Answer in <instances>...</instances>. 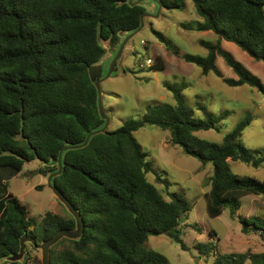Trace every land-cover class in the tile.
I'll list each match as a JSON object with an SVG mask.
<instances>
[{
    "label": "trees",
    "instance_id": "1",
    "mask_svg": "<svg viewBox=\"0 0 264 264\" xmlns=\"http://www.w3.org/2000/svg\"><path fill=\"white\" fill-rule=\"evenodd\" d=\"M152 2L167 9H183L186 0H0V167L20 171L25 162L39 160L46 175L58 170L57 157L63 146L61 172L52 178L84 223L77 239L62 237L48 250L50 264H175L162 253L144 246L149 235L165 234L187 249L180 236V216L188 209L180 192L166 200L147 179L152 162L133 132L150 124L168 130L170 142L203 165L212 163L206 212L215 217L228 208L240 207L244 195H264V181L239 176L229 161L253 167L264 164V149H251L241 141L250 124L248 115L225 133L221 143L198 137V130L220 131V117L204 110L196 118L179 86L167 84L175 105H148L140 117H130L116 130L87 134L103 127L98 92L89 67L106 52L102 41L117 47L120 32L129 34L140 26V16ZM201 20L184 28L212 31L216 42L200 40L205 55L184 53L183 57L215 72L229 85L249 84L264 92L261 79L221 45L234 42L248 55L264 62V0H192ZM168 44L160 31L153 29ZM176 52V51H175ZM220 55L237 74L225 77L216 65ZM153 59V58H152ZM151 69L164 68L156 56ZM161 180L160 174H156ZM245 233H258L264 240V220L258 216L238 218ZM74 232L72 214L46 211L38 222L28 209L7 192L0 180V264L19 252L20 239L36 243L58 230ZM213 230L209 235L212 238ZM210 242L196 245L199 253H210ZM264 264V251L213 256L210 264Z\"/></svg>",
    "mask_w": 264,
    "mask_h": 264
},
{
    "label": "rangeland",
    "instance_id": "2",
    "mask_svg": "<svg viewBox=\"0 0 264 264\" xmlns=\"http://www.w3.org/2000/svg\"><path fill=\"white\" fill-rule=\"evenodd\" d=\"M150 5H144L147 14L143 26L127 41L123 42L127 37L125 34L121 36L119 47L110 45L108 41L101 42L106 52L96 64L100 63L102 69L99 87L102 110L109 117L107 129L116 130L126 119L140 117L148 105H175L173 93L167 88V84H173L181 88L196 118H205L203 109L221 118L220 131L198 130L195 132L198 137L221 143L225 133L250 115L251 122L243 130L241 141L248 148L264 149V92L249 84L229 85L213 71L202 74L199 66L183 57L184 53L205 55L207 49L200 44V40L216 42L218 39L212 31H197L181 25L188 22L189 26H193L201 20L192 0H186L183 9L149 8ZM153 29L160 31L169 41L168 44L161 41ZM221 45L264 84L263 61L254 59L234 42L222 40ZM111 50H115L114 54L110 53ZM147 56L153 60L160 56L164 68L140 66ZM216 65L225 77H237L222 56H217ZM133 134L155 170L146 174L147 179L156 185L166 200L171 199V192H180L188 204L179 225L180 236L187 249H182L180 244L165 234L149 235L144 243L146 248L162 253L175 264H210L213 256L219 254L264 251L263 238L258 233L243 232L238 222L241 216H258L264 220V195H244L240 198L241 204L236 213L231 214L225 208L221 214L210 217L206 212L204 195L210 188L212 163L203 165L197 158L185 154L180 146L170 142L169 131L158 126L147 124ZM229 166L234 174L264 181V164L253 167L233 160L229 161ZM42 168L43 164L36 159L25 162L20 171L0 167V180L7 182V192L26 205L28 217L33 222H38L46 211L62 216L69 214L48 186V175L41 171ZM158 173L161 180L156 177ZM210 230L215 232L212 238ZM199 242L215 245H212L210 253L204 254L196 248ZM16 261L42 264L41 249L25 241L23 256ZM248 263L246 261L244 264Z\"/></svg>",
    "mask_w": 264,
    "mask_h": 264
},
{
    "label": "water",
    "instance_id": "3",
    "mask_svg": "<svg viewBox=\"0 0 264 264\" xmlns=\"http://www.w3.org/2000/svg\"><path fill=\"white\" fill-rule=\"evenodd\" d=\"M152 4H156L155 2H152ZM159 9H161V5L158 4ZM147 14V12L145 11L144 13L141 14L140 16V26L138 29H136L135 31L126 34L127 37L123 40V42L128 39L132 34L136 33L137 31H139V29L143 26V22H144V16ZM120 36L123 35V32L119 33ZM127 41V40H126ZM119 47V46H118ZM123 48V43L120 45V50ZM114 49V48H113ZM119 51H117L116 55H115V60L117 59L118 55H119ZM114 60V61H115ZM101 73H102V69H101V65L99 64H94L91 65L89 67V75L92 81H94V85L96 87V90L98 92V102H99V111L101 114V117L105 120V123L103 125L102 128L95 130V131H91L87 134L83 144L79 145V146H84L90 135L98 133V132H103L104 130H106L108 123H109V117L103 113L102 110V106H101V98H100V81H101ZM74 147H78V146H63L59 153H58V157H57V163H58V170L56 172H52L48 175V179H47V184L48 186L53 190V192L58 196V198L62 201V203L65 205V207L67 208L68 212L70 214H72V216L75 218L76 220V229L74 230V232H71L69 230H58L51 238H49L48 240L42 241L41 243H36L35 239H33L32 237L29 236H23L20 239V249L19 252L11 255L8 259L11 261H16L18 259H20L23 256V251H24V245H25V241H29L31 242L35 247H39L41 249V263L42 264H50L49 262V258H48V250L49 248L54 245L58 240H60L62 237H67V238H71V239H77L81 236L82 232H83V228H84V223L83 220L81 219L80 215L78 214V212L75 210V208L73 207V205L70 203V201L67 199V197L62 193V191L57 188L53 181L52 178L59 174L61 172V168H62V161H61V155H62V151L66 148H74ZM183 220V217L180 216L179 221L181 222Z\"/></svg>",
    "mask_w": 264,
    "mask_h": 264
},
{
    "label": "built area",
    "instance_id": "4",
    "mask_svg": "<svg viewBox=\"0 0 264 264\" xmlns=\"http://www.w3.org/2000/svg\"><path fill=\"white\" fill-rule=\"evenodd\" d=\"M153 63L152 57L147 56L145 62L140 63V66H150Z\"/></svg>",
    "mask_w": 264,
    "mask_h": 264
},
{
    "label": "crops",
    "instance_id": "5",
    "mask_svg": "<svg viewBox=\"0 0 264 264\" xmlns=\"http://www.w3.org/2000/svg\"><path fill=\"white\" fill-rule=\"evenodd\" d=\"M152 6L156 7V4L153 5V4L151 3V5L149 6V8L152 7ZM161 8H163V7H161ZM124 35H125V34L123 33L122 36H124ZM223 40H224V39H223ZM221 41H222V40H221ZM222 47H223V46H222ZM114 52H115V50H111L110 53L114 54Z\"/></svg>",
    "mask_w": 264,
    "mask_h": 264
}]
</instances>
